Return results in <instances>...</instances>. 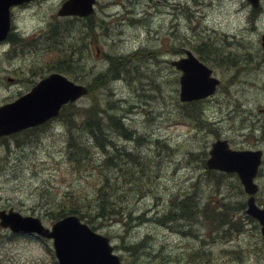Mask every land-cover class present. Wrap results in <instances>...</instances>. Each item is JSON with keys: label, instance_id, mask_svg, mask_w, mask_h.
<instances>
[{"label": "rangeland", "instance_id": "1", "mask_svg": "<svg viewBox=\"0 0 264 264\" xmlns=\"http://www.w3.org/2000/svg\"><path fill=\"white\" fill-rule=\"evenodd\" d=\"M61 1L38 0L29 5L30 9L15 10L18 27L29 31L31 26H41L50 18L54 23L61 22L56 14ZM244 3L245 0H168L164 5V0H98L92 19H101L106 12L108 18L87 37L63 38L59 56L65 58L69 47L90 46L86 54L72 55L78 58L73 68H79L81 63L83 68L79 72L63 73L86 84L90 90L77 106L94 108L106 124L105 131H96L94 138L115 141L113 148L100 150L103 158H112L115 171L106 161L103 172L110 182L116 180L121 194L127 185H123L122 177L121 183L118 181L116 171L122 173L138 194L126 193L122 213L115 214V218L97 215V206H101L98 175L102 173L73 167L63 152L68 134L77 142H84L77 152L85 159L96 150L91 145L94 141L82 131L83 116H76L72 122L75 125L70 128L69 125L63 128L62 119L53 120L36 131L27 130L0 140V209L12 207L23 214L38 216L49 225L48 214L57 201L69 195L58 204L66 200L78 207L75 199H81L86 202L87 211L93 213L97 230L111 239L122 256V264H188L184 259L187 248L197 251L196 258L200 257L203 264H264L260 225L247 218L245 210L236 212L245 229L241 231L240 226L229 238L222 236L220 230L215 233L204 225L211 214L212 200L225 195L229 196L222 200L243 198L234 189L235 176L224 177L230 181L224 183L204 179L209 174L203 168L202 158L216 137L214 132L227 138L234 148L264 151V139H257L259 133L255 137L247 136V131L240 127V118L247 108L253 116L264 117V64L259 63L264 50V45L261 46L264 0L258 19L249 20V7ZM126 8L134 12L128 13ZM203 34L219 42L215 48L219 58L222 55L232 61L221 52L235 50L224 40L228 35L242 40L251 53L247 59L240 58L236 67L224 61L223 67H212L221 82L212 97L206 99L205 104H212L206 106V118L202 120L207 124L194 117L197 124H191V117H181V113L190 114L191 106L178 98L180 71L169 60L183 55L186 48L194 50L195 40ZM223 34L226 36L222 37ZM160 44L161 53L152 51L151 48ZM20 49L0 44V104L30 90L56 65L55 53L48 52V48L36 58L33 54L34 58L19 54ZM120 58L130 62L114 74L110 68L114 59ZM254 62L256 70H248ZM130 70L132 74L128 76ZM232 70L245 73L237 75ZM9 77L15 79L10 81ZM237 105L242 106L241 112L236 111ZM109 115L116 117L119 127ZM112 129H118L114 137L109 132ZM151 139L169 141L171 148L163 150ZM128 154L134 159L128 158ZM262 169L257 178L260 189L256 200L264 205V164ZM153 212L164 214L165 219L153 223ZM124 219L132 226L131 230H124ZM215 221V227L224 228L227 224L224 217ZM138 241L142 242L136 250L125 247ZM161 248L164 257L160 255ZM52 250L50 240L32 235L12 236L0 227V264H58ZM149 250L161 260H156Z\"/></svg>", "mask_w": 264, "mask_h": 264}, {"label": "water", "instance_id": "2", "mask_svg": "<svg viewBox=\"0 0 264 264\" xmlns=\"http://www.w3.org/2000/svg\"><path fill=\"white\" fill-rule=\"evenodd\" d=\"M26 0H0V39L9 27V7ZM254 5L259 0H250ZM95 0H65L59 14L87 15L93 10ZM264 39V35H263ZM180 76L181 100L205 97L215 90L217 79L210 76V70L199 62L189 51L187 58L172 61ZM87 88L74 83L61 73L51 74L41 80L29 92L15 101L0 106V135L16 132L39 124L55 116L63 102L74 100L86 93ZM206 163L209 168L238 173L246 193L247 213L257 218L264 237V207L255 202L257 184L254 177L261 162V150L235 149L225 139L212 143ZM0 223L14 231L36 232L52 238L59 264H120L119 257L112 253L107 236L96 233L76 215L57 220L51 229L44 227L38 217L22 215L10 209L0 211Z\"/></svg>", "mask_w": 264, "mask_h": 264}, {"label": "bare ground", "instance_id": "3", "mask_svg": "<svg viewBox=\"0 0 264 264\" xmlns=\"http://www.w3.org/2000/svg\"><path fill=\"white\" fill-rule=\"evenodd\" d=\"M64 1L65 0H62L60 2V4H58L57 10H58V7H60L61 4ZM97 1L98 0H96L95 4L93 5V10L87 15L77 16L75 14H67V15H65V16H63L61 18V22L60 23H54L53 20L50 18L49 20L45 21V23H43L41 26H40V24H37V26L36 25L31 26L32 27L31 30H34L33 35L27 34L26 31L22 30V29H20V32H17L15 34L14 38H16V39L14 41V46L21 47V49L19 51V54L23 53L28 58H34L31 55V54H33V55H35V58H36V57H38V55H40L47 48H48V52L55 53V60L57 61L56 65L53 68H51V70H50L51 72H49L46 75H43L35 84H33L31 86V88L34 87L35 85H37L41 80L48 78L51 74H54V73L64 74V73H70V72H79V70L81 68H83V63L78 65L79 68H73V63H74V61H77L78 58H72V55L82 56L83 54L87 53V51L90 48V46L87 47V46L83 45L81 47H69V48L66 49L67 56L65 58H62V57L59 56V54L61 52L60 41L63 38L82 39V38L87 37L90 34H92L93 31L99 25H102V23L101 24H99V23L102 22L105 18H108L105 15V14H108V12H106L104 15H102L101 19H92V16L94 15L95 10H96ZM167 2H168V0H164V5H167L166 4ZM244 4L249 7V12H250L249 15H248L249 20L250 19H258V17L261 15V11L263 9V0H259V4L258 5H254L250 0H245ZM126 9L128 10V13L129 12H134V10L132 8H126ZM126 18H127V16H126ZM79 22H81V23H79ZM68 23L73 24L75 27H76V25H78V26L76 27V29H73L74 27H72V25H67ZM48 25H50V33L48 35H46L45 37H42L41 36L42 32H44V28L47 27ZM263 35H264V33L261 34V46L264 45ZM225 36H226V34L222 35V37H225ZM200 37L206 39L208 41L209 46H210V42H213V43H216V44L219 43V42H216V40H214L212 38H208V35H206V34H203V35L199 36V38ZM199 38H197L195 40V42H194V43H196L194 45V47H193L194 50L186 48L184 50L185 53L183 55H179V57H176V58H173V59L170 58V60H169L170 64H171V66L174 67L175 65L172 64V61L180 60L181 58H187L188 57V51H189L199 62H201L203 65H205L210 70V76L215 78V79H217L218 83H220L221 81H220V79L217 76H215L214 69L212 67L213 66L216 67V68L217 67H223V62L219 60L220 59L219 57L218 58H214L215 60L208 59L206 57L208 54H206L203 57V55H201V53L198 51V50H200V48H198V45L201 47L202 46L201 44L204 43V42L203 41H201V42L198 41ZM222 41H223V39H222ZM160 47H161V44L159 45V47L151 48V49L155 53H161ZM211 47L213 48L214 46H211ZM141 48L143 50L148 49V47H141ZM202 50L204 52H208L205 49H202ZM209 51H210V47H209ZM202 54H205V53H202ZM105 56H106L105 61H106L107 65H108L107 54ZM216 60H219V61H216ZM252 69L256 70L255 62L250 64L249 67H248V70H252ZM232 71L234 73H236L237 75L245 73V72L240 71V70H232ZM131 72L132 71L130 70L129 73H128V76L130 74H132ZM133 72H137V71L133 70ZM64 75L68 79H70L66 74H64ZM180 76L181 75H179L178 81L180 79ZM14 79L15 78H13V77H9L8 78V80H10V81H13ZM70 80H72V79H70ZM72 81L74 83L81 84V85L85 86L87 88L86 93L82 94L81 96H79L78 98H76L74 100H68L66 102H63L61 104L60 108H59V112H58L57 115L52 116V117L46 119L45 121H43V122H41L39 124L31 126L30 130L36 131L38 129H41V128L47 126L53 120H60V119L63 120V124H62L63 128L68 126V122H69L67 120L68 116L66 117L65 113H66V110H69V109H71V112H73V113L75 112V115H73L71 113V115L73 116L74 119H76V116H77V118L79 116H83V118H84L83 123L86 121L85 120V114L86 113L84 111L86 109L85 105L77 106V102L79 101L80 98H82L84 96H88L89 93H90V90H89V88H88V86L86 84L77 82L75 80H72ZM178 98H180V86H179V91H178ZM180 100H181V98H180ZM182 101H184L185 103H188L189 105H191L193 102H197L199 104V106H194V107L191 105V111L193 112V114L199 115L200 120H203V119L206 118V108H207L206 106L210 107L212 105L211 103L205 104L206 100H201V99L182 100ZM241 108H242V106L239 107L237 105L236 106V109H237L236 111L237 112H241L242 111ZM197 111H198V114H197ZM181 117L182 118L191 117L192 119L189 121V123L197 124V123L194 122L193 116L188 114V113H181ZM74 119H72V120H74ZM240 121H241L240 127H241L242 130L247 131V136H252V137L254 136L255 137V135L257 133H259V136H257V139L263 141V139H264V136H263V133H264V117L263 116L262 117H260L258 115L257 116H253L252 110L247 108V110L243 113L242 117L240 118ZM210 122L211 121L208 120V124ZM72 125H75V124L72 123ZM59 126H61V124H59ZM63 132H65L67 134L66 130L63 131ZM109 132H111L112 135H113V136L112 135L111 136L114 137V133L112 131H109ZM115 133H118V132H115ZM214 133L216 134V137L212 141V143L214 141H216L217 139H225L229 143L227 138L219 137V134L217 132H214ZM12 137H16V134L13 133V132L12 133H7V134H2V135H0V140H7V139L12 138ZM154 141L157 142L159 147H162L163 150L168 151L171 148V147L169 148V146L171 145L169 141L161 142L159 139H157V140L151 139V142H154ZM212 143L210 144L209 149H207L208 152L206 150V152H205V154L203 155V158H202L203 168L205 167L206 168V172L209 174V177H205L204 179L212 180V181H215L217 183H224V182H230V181H227V179H225L224 177H226V176H235L234 184L235 185L238 184L241 187L242 194H240V195H243V198H241V199L244 200V202L246 203L247 199L249 197V194L245 192L237 172H235V171L227 172V171L220 170V169L209 168L207 166L206 161H207V159L210 156L209 151L211 149ZM80 145H82L84 147V142L83 141L77 142L71 135H69V134L67 135V139H66V143H65L64 148H63V152H65V154H66L65 156L67 157L68 161L71 163V165L73 167H75L74 165H76V163L70 161L71 159L69 157V154L67 155L66 149L68 147L70 152H71V154L76 156L78 158V160L82 162V161L85 160V158L82 157L81 155H79L78 152H77V150H78ZM91 145H93V147L96 149L93 152V155L97 158V160L99 162V165H100L102 160L105 159V158H103L101 156L100 150L101 149H111V148H113L115 146V141L113 139H108V140H106L104 142V144H100L99 142H94V143L91 142ZM229 145H230V143H229ZM235 149L261 150V152H262V154H261V162L258 165V170H257V173H256V175L254 177V182L258 186L257 191L255 193V198H257V193L259 192V189H260V185L257 182V178L263 172L262 166L264 164V151L261 148H235ZM97 153H99V154H97ZM8 162L9 161H7V163ZM105 162L106 161H104V163ZM78 169H90V168L81 166V168H78ZM235 185H233L234 189L237 190V193H238V188ZM39 191H41V189H39ZM73 194H76V192H73ZM228 196L229 195H225L224 197L220 198L217 201H220L223 198H227ZM65 197H62V199H66ZM62 199H60L59 201H61ZM59 201L56 202V205L54 207H51V209H52L51 212H53V213L52 214H48L50 218L58 217V216H59L58 218H63V217H66V216H69V215H72V214L79 215L77 213H71V212H68L67 210L60 209V204H58ZM212 201H211V203H212ZM223 201H226V200H223ZM63 203L65 204L66 200L63 201ZM113 204H114V208H111V209L105 211V213H107L108 215L109 214H117V213L121 212V210H122V204H120L119 202L118 203H113ZM259 204L262 207H264V205L262 203H259ZM65 205H67V204H65ZM212 206H213V204H212ZM82 210L85 211V212L87 211L85 209H82ZM80 212H81V210H80ZM153 213L155 214V217H153V223L159 224V222H162L165 219V215L164 214L155 213V212H153ZM112 218H115V215H113ZM215 223H216V221L213 219V225ZM204 225H205V227H207V229L210 228V225L208 223H206V221H205ZM122 226L124 227L125 231H128V230L132 229V226L125 219L123 220ZM195 249H197V247H195ZM167 251L168 250H166V252ZM148 252L151 253L152 250H149ZM152 253L154 255L153 257L156 260H161L159 255H157L155 252H152ZM186 253L194 254L195 257L199 256L197 251L194 252L190 248L186 249ZM164 254L165 253H162V248H161L160 255L163 256ZM235 258H238L237 255L235 256ZM198 259H199V264H203V260L200 257Z\"/></svg>", "mask_w": 264, "mask_h": 264}, {"label": "trees", "instance_id": "4", "mask_svg": "<svg viewBox=\"0 0 264 264\" xmlns=\"http://www.w3.org/2000/svg\"><path fill=\"white\" fill-rule=\"evenodd\" d=\"M72 25V24H70ZM73 27V25H72ZM225 41H227L229 44H231V47L233 50H227V49H223L221 50L222 53H226L228 55V57L232 60H228L227 58H225L224 56L221 55V58L219 59L220 61H224L225 63H228V65L230 67H236V65H238V61L240 58H243L245 56V58L247 59L248 55H250V51L248 47H245L242 44V40H238L235 36L232 35H228L225 37L224 39ZM198 41H203L204 43H202L201 47L198 45V48H200V50H198L201 55H203V57L208 54L206 57L210 60H215L214 58H218L217 51H216V43L210 42V46L208 44V41L202 37H200L198 39ZM211 46H214L213 48ZM209 47H210V51H209ZM202 49H205L208 52H204ZM205 53V54H202ZM213 57V58H212ZM115 61L112 63V66L110 68V71L113 72L114 74H116L117 72L120 71V69H124V67L126 66V64L128 62H130L129 59H125V58H120V59H114ZM216 60V61H219ZM259 63L264 64V50H262L260 57H259ZM241 64V62H240ZM193 107L194 106H199V104L197 102H193L191 104ZM190 105V106H191ZM85 126L84 129L82 130L83 133L88 136L89 140H93L94 142H99L100 144H104V142L106 140H108V138H104V139H100L99 141H97V139H95L94 137H96L95 132H104L106 127V124L104 123V121H101V117L97 115V110H95L94 108H92L91 110L85 109ZM95 112V114L93 115L92 113ZM71 113L73 115H75V112H71V109L66 110V117L68 118L67 120L69 128L70 125H72V122L74 119L73 116L71 115ZM189 113V112H188ZM198 114V111H197ZM190 115H192L195 119H197V121H199L202 124H207L205 121L200 120L199 115H195L193 114V112H190ZM98 119H97V118ZM110 120L112 121L113 124H115L116 127H119L116 117L113 115H109ZM113 133L117 132L118 129H112L110 130ZM68 143V142H67ZM66 153L67 155L69 154L70 157V161L76 163V165H74L76 168H81L82 167H88L90 169H96L98 172H101L102 174L98 175V185H97V191L100 193L101 197L99 198V201L101 200V206H97L98 208V216H100L101 218H112L113 215L115 214H107L105 213L106 210H109L111 208H114V204L113 203H120L122 204V202H124L126 200V193H131L132 195H137V191L135 186H133L130 182L129 179L125 178L124 175L122 173H117L116 171V176L118 177V181L121 183V177L123 178V185H127L126 189H123L122 194L120 193V188L117 186L116 180L113 179V182L109 181V176L107 174H105V172H103V167H104V161H108V166L110 167V169H112L113 171H115V164L114 162H112V158L110 157L109 159L105 160L103 159L101 164L99 165V162L97 160V158L93 155L90 158L85 159L84 161H79L78 158L74 155L71 154L69 148L67 147L66 149ZM128 158L130 157V159H134V157L130 154L127 155ZM121 172V171H120ZM101 177H103V179L101 180ZM144 181V180H143ZM115 185V188L112 189V186ZM122 185V186H123ZM238 188V193L242 194V189L241 187L237 184L235 185ZM133 191V193L131 192ZM120 193V195H119ZM69 195H67L66 197H68ZM65 197V198H66ZM82 197V196H80ZM114 199V200H113ZM76 202L79 204L80 208L87 210V205L85 206V204L83 203V200L81 199H75ZM90 200V199H89ZM88 200V201H89ZM218 202V203H217ZM229 202V203H227ZM67 204V205H65ZM63 203L62 205H60V209H64L67 210L68 212L71 213H77L79 214L80 217H82L86 222H88L92 227H96L97 224H94V216L93 213L88 212V211H84L85 213H81L80 212V208L78 207H74V204L72 202L69 203ZM89 204V202H88ZM212 208L210 209V215H208L207 221L206 223H208L210 225V228L214 229V232L217 233V230H220V234L224 237H231L233 234H235V231H237L239 229L240 226H242V230L243 231L244 228V222L242 221L241 217L238 216V214L236 212L239 213V210H244L245 209V202L244 200H233V199H229L226 201L220 200V201H212ZM123 205V204H122ZM52 209H50L49 214H52L53 212H51ZM122 212H119L117 214H120ZM122 215H124L126 217V214L123 213ZM246 215V214H245ZM59 217V216H58ZM58 217H53L52 219L58 218ZM224 217L226 219V226L224 228L220 227V225H217L216 227L213 225V219L216 220L217 218H222ZM247 218H249L250 220H253L250 216L246 215ZM130 219V218H129ZM219 224V223H218ZM142 241H138V242H133L130 243L128 245H126L125 247L128 248L130 251H132V249H134L137 245H139ZM136 250V249H134ZM164 257V256H163ZM188 262L189 264H198L199 263V259L195 257L194 254H188Z\"/></svg>", "mask_w": 264, "mask_h": 264}, {"label": "flooded vegetation", "instance_id": "5", "mask_svg": "<svg viewBox=\"0 0 264 264\" xmlns=\"http://www.w3.org/2000/svg\"><path fill=\"white\" fill-rule=\"evenodd\" d=\"M32 3V2H30ZM30 3H26L24 4V6H19L18 8H23V7H26L28 5H30ZM14 26H16L15 24H12V27L11 28H15ZM27 34H31L33 35L34 33V30H29V31H26ZM50 33V25H48L47 27L44 28V32H42V37H45L46 35H48ZM13 35V29L12 31L8 34V36L6 37L7 40H13L15 41L16 38L12 37Z\"/></svg>", "mask_w": 264, "mask_h": 264}]
</instances>
